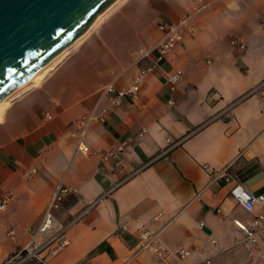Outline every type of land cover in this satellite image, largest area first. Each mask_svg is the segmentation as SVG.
<instances>
[{"label": "crops", "instance_id": "1", "mask_svg": "<svg viewBox=\"0 0 264 264\" xmlns=\"http://www.w3.org/2000/svg\"><path fill=\"white\" fill-rule=\"evenodd\" d=\"M204 1L209 6L161 66L140 79L136 96H125L83 137L76 120L94 109L101 88L132 85L155 54L136 62L160 37L158 24L194 12L198 0H119L38 82L5 100L0 199H10L0 211V264L27 245L58 183L76 190L53 208L51 228L37 238L41 244L69 225L67 244L46 255L47 264H194L204 257L212 264H264V246L246 250L234 223L264 216V203L247 211L230 194L242 183L238 175L254 179L257 167L264 170V93L231 105L264 80V0ZM177 68L182 76L171 91L166 73ZM121 141V163L102 160L100 153ZM80 142L97 152L82 153ZM159 227L162 245L187 249L184 258L159 261L148 250L135 252L138 233Z\"/></svg>", "mask_w": 264, "mask_h": 264}, {"label": "built area", "instance_id": "2", "mask_svg": "<svg viewBox=\"0 0 264 264\" xmlns=\"http://www.w3.org/2000/svg\"><path fill=\"white\" fill-rule=\"evenodd\" d=\"M199 5L196 10L192 13H185L177 22H165L162 21L158 24L160 29V37L149 49L143 50L138 55L136 62H140L142 59L150 58V53L154 52L151 62L140 69L139 73L135 76L134 82L132 85L125 89L116 88L113 83H108L104 85L100 90L99 99L92 111L89 114L83 115L76 120L77 126L80 128V134L83 137L89 126L94 121H104L106 119V114L108 110L113 106H119L122 102V99L125 96L134 98L139 90V81L140 79L148 72H152L158 67L161 66L164 58L174 49L176 44L182 39L186 29L190 26L191 21L194 16L202 11L203 9L209 6L208 2L204 0H198ZM232 43H237L240 46H244L242 42L232 41ZM182 76V70L177 68L166 73V84L168 85L171 91L176 90L177 84ZM253 93H264V80H262L257 86L252 88L242 97L238 98L231 105L237 103L242 98L253 94ZM103 101L106 102V105H103ZM170 104H173V100L168 101ZM230 105V106H231ZM126 147V141H121L115 148L108 150L106 152L100 153L101 158L104 161L109 159H114L115 163H121V154L124 152ZM78 149L84 154H93L97 151L91 149L89 145L85 142H80ZM36 169H31L30 172H35ZM136 171H132L131 174ZM75 188L64 185L63 183H58L52 193L49 204L44 212L41 223L36 229H30V239L24 249L15 255L9 257L5 263L7 264H20L27 259H37L45 264H47L46 255H55L67 244L66 230L69 225L64 226L54 232L49 238L43 241L41 244H37V238L43 232L49 230L52 226V217H53V208L57 207L59 202L69 193L75 191ZM230 194L236 200V202L241 205L245 210L252 211L254 205L257 201L264 203V194L255 196L254 193L244 184L237 182L230 189ZM10 196L4 195L0 199V211L4 209L6 203L9 201ZM101 197L90 202L81 212L77 215L70 224L76 221L79 217L85 214L90 210ZM163 211L156 213L153 217V221H158L162 216ZM261 219H264V216L258 215L253 217L247 222H242L239 219H234V223L242 230L243 238L241 239V244L246 250H250L252 247L261 244L264 246V237H262V232H264V227L261 226ZM120 229H127L125 223H120ZM162 227L145 229L140 231L137 235V243L135 245V252L141 250H148L159 261H164L168 259L172 254H175L179 259L184 258L189 251L183 247L176 248L171 250L167 247H164L160 241V233ZM214 241V240H213ZM46 250L45 255H41L42 251ZM171 264H178L177 261L171 262ZM194 264H212L210 257H204Z\"/></svg>", "mask_w": 264, "mask_h": 264}, {"label": "water", "instance_id": "3", "mask_svg": "<svg viewBox=\"0 0 264 264\" xmlns=\"http://www.w3.org/2000/svg\"><path fill=\"white\" fill-rule=\"evenodd\" d=\"M111 1L0 0V100L78 38ZM242 176L255 196L264 194V170L257 167L254 179Z\"/></svg>", "mask_w": 264, "mask_h": 264}, {"label": "rangeland", "instance_id": "4", "mask_svg": "<svg viewBox=\"0 0 264 264\" xmlns=\"http://www.w3.org/2000/svg\"><path fill=\"white\" fill-rule=\"evenodd\" d=\"M119 0H112L108 5H106L103 9H101L100 11H98V13L95 15V17H94V19H93V21H92V23H95V22H97L102 16H103V14L111 7V6H113L116 2H118ZM78 39V38H77ZM77 39H75V41L77 40ZM74 41V42H75ZM73 42V43H74ZM68 47V46H67ZM66 47V48H67ZM66 48H64L61 52V54L59 55V56H61L64 52H65V50H66ZM59 56H57V58L59 57ZM56 57H54V59L49 63V64H47V66L48 67H50V65H52V63L57 59ZM46 66V68H45V70L43 71V72H45L46 71V69L48 68ZM29 82H33L32 80H30V78H28L23 84H21V85H19V86H17L16 88H14L12 91H10L7 95H5L1 100H3V101H5V100H9L13 95H15L17 92H19V91H21L23 88H25L26 86H27V84H29ZM34 83V82H33Z\"/></svg>", "mask_w": 264, "mask_h": 264}, {"label": "bare ground", "instance_id": "5", "mask_svg": "<svg viewBox=\"0 0 264 264\" xmlns=\"http://www.w3.org/2000/svg\"><path fill=\"white\" fill-rule=\"evenodd\" d=\"M74 41H75V40H74ZM74 41H73V42H74ZM73 42H72V43H73ZM61 51H62V50H61ZM61 51H60L56 56H54V57L57 58V56H59V55L62 53ZM54 57H53L50 61H48L45 65H43L38 71H36L35 73H33V74L29 77L30 80H32L34 83H35V82H38L39 79L41 78L42 74L44 73L43 71L45 70L47 64H49V63L54 59ZM50 64H51V63H50ZM47 67H48V66H47ZM4 104H5V101L0 100V110H2Z\"/></svg>", "mask_w": 264, "mask_h": 264}, {"label": "trees", "instance_id": "6", "mask_svg": "<svg viewBox=\"0 0 264 264\" xmlns=\"http://www.w3.org/2000/svg\"><path fill=\"white\" fill-rule=\"evenodd\" d=\"M198 127H201V125H199ZM98 248H107L104 246V243H101L100 245H98ZM7 264V263H4ZM20 264H45L37 259H27L26 261L20 263Z\"/></svg>", "mask_w": 264, "mask_h": 264}]
</instances>
